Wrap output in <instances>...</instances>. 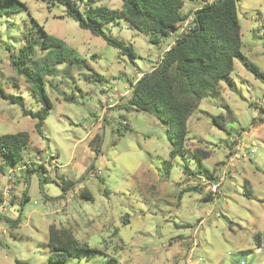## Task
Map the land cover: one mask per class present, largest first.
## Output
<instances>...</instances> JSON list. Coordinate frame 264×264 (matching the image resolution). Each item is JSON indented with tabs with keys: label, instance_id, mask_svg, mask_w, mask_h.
Wrapping results in <instances>:
<instances>
[{
	"label": "rangeland",
	"instance_id": "rangeland-1",
	"mask_svg": "<svg viewBox=\"0 0 264 264\" xmlns=\"http://www.w3.org/2000/svg\"><path fill=\"white\" fill-rule=\"evenodd\" d=\"M76 1L82 9L102 5L120 11L123 4ZM202 1L184 0L189 23ZM19 2L23 7L0 14V85L8 93L22 95L33 111L41 108L10 63L32 20L63 40L103 81H95L86 67L65 64L46 75L53 108L42 135L19 106L0 99V137L30 135L19 164L8 166L0 156L1 203L9 191L0 209V264H50V227L68 229L108 256L88 260L82 254L67 264H105L113 257L120 264H264V82L242 64L249 60L264 72V0H239L242 58L235 59L233 84L222 82L221 92H210L189 120L188 150L209 148L211 157L201 166L192 157H177L171 167L167 125L132 109L129 101L131 83L162 62L175 36L155 45L124 19L103 27L134 48L132 60L80 28L62 5ZM229 112L236 120L220 130L214 118ZM187 165L211 170L216 186L205 179L186 181ZM27 166L34 172L28 174ZM64 180L73 182L66 190ZM197 184L203 192L180 195ZM84 190L93 200L83 198ZM208 192L213 202L202 200Z\"/></svg>",
	"mask_w": 264,
	"mask_h": 264
},
{
	"label": "trees",
	"instance_id": "trees-1",
	"mask_svg": "<svg viewBox=\"0 0 264 264\" xmlns=\"http://www.w3.org/2000/svg\"><path fill=\"white\" fill-rule=\"evenodd\" d=\"M41 1L49 6L62 5L67 16L74 19L80 28L103 38L108 45L132 60L136 57L134 48L107 35L103 27L119 24L124 19L140 33L149 36L155 45H159L164 38L175 36L174 42L166 48L169 50L165 52L162 62L152 72L131 83L132 95L129 103L132 109L153 115L167 125L172 143L169 167L177 157H192L200 162V166L211 157L212 151L209 148L188 150L187 143L191 133L189 120L199 111L201 102L210 92H221L222 82L233 84L231 74L235 59L242 58L239 0H213L211 3L203 0V5L191 14L190 23L189 15L182 11L184 0H122L120 11L102 5H88L82 9L76 0ZM17 6L23 7L19 0H0V14L9 15ZM186 23L188 31L181 34L180 31ZM32 24L30 31L23 34V43L17 58L11 55L10 63L16 74L31 86L32 95L41 108L38 111L29 109L22 95L8 93L1 85L0 99L19 106L23 116L36 121L35 129L42 135L45 120L53 108V102L45 89L46 75L57 74V67L63 64L80 69L86 67L91 72L94 70L63 40L50 35L36 20H32ZM242 64L264 82V72L257 65L246 59L242 60ZM94 76L95 81H103V77L95 71ZM235 120L229 112L226 116L214 118V123L220 130L225 131L226 123ZM29 142L30 135L27 132L3 135L0 137V156L8 166H16L22 161L21 153ZM0 170L3 171L2 168ZM26 171L31 174L34 169L27 166ZM184 175L186 181L191 178L205 179L216 186L217 179L207 168L193 170L187 165ZM63 184L66 190L73 182L64 180ZM191 192H203V188L200 184L189 186L181 190L180 195ZM82 196L93 200L92 194L86 190L82 192ZM213 198V194L208 192L202 200L213 202ZM27 199L25 195V200ZM1 204L0 202V206ZM48 246L51 251L50 264H67L71 258L81 259L82 254L88 260L103 255L108 258L102 251L80 242L68 229L50 227ZM105 264L120 263L113 257Z\"/></svg>",
	"mask_w": 264,
	"mask_h": 264
},
{
	"label": "built area",
	"instance_id": "built-area-1",
	"mask_svg": "<svg viewBox=\"0 0 264 264\" xmlns=\"http://www.w3.org/2000/svg\"><path fill=\"white\" fill-rule=\"evenodd\" d=\"M205 1H208V2H212L213 0H205ZM187 23L184 25V27L181 29V31H180V33L181 34H184V33H187V31H188V29H187ZM7 190V192L5 193H3V196H2V198H3V203L1 204V206H0V209H2L5 205H6V201H5V199H6V196H7V194H8V189H6Z\"/></svg>",
	"mask_w": 264,
	"mask_h": 264
},
{
	"label": "crops",
	"instance_id": "crops-1",
	"mask_svg": "<svg viewBox=\"0 0 264 264\" xmlns=\"http://www.w3.org/2000/svg\"><path fill=\"white\" fill-rule=\"evenodd\" d=\"M167 50H169V48H168V49H166L165 51H167Z\"/></svg>",
	"mask_w": 264,
	"mask_h": 264
}]
</instances>
